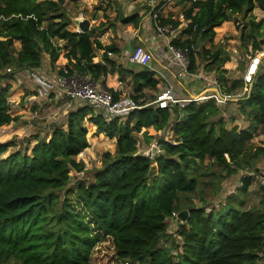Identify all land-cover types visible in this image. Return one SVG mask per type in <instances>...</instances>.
Here are the masks:
<instances>
[{
	"label": "trees",
	"instance_id": "1",
	"mask_svg": "<svg viewBox=\"0 0 264 264\" xmlns=\"http://www.w3.org/2000/svg\"><path fill=\"white\" fill-rule=\"evenodd\" d=\"M62 5L63 1L52 0H0V82L42 68L45 54L52 66L63 67L60 74L66 70L70 75L88 74L98 80L111 73L93 59L96 49L104 51L107 58L114 48L105 49L91 31L69 30ZM256 8L264 12V0H194L187 18L188 38L172 43L187 49L196 46L197 39L213 42L216 29L221 31L235 15L250 17ZM166 19L157 15L155 22L167 26L170 22ZM121 20L138 27L143 17L122 14ZM263 35L264 20L249 21L241 33L254 52L264 48ZM57 40L66 45H56ZM15 41L20 42V51ZM200 52L206 61L205 72L215 70L223 95L231 97L246 87L241 78L227 84L230 57L221 49L202 46L198 52L191 51V73L198 70ZM134 80V100L146 97L144 90L157 89L159 84L147 69ZM8 92L9 87L0 92V128L20 121L11 114ZM114 96L118 100L121 95ZM238 101L243 104L242 115L255 114L253 125L243 130L226 127L223 110L214 99L182 109L144 108L112 120L103 111L77 106L68 117L67 130L55 128L50 138L38 140L31 156L16 152L0 160V264H93L96 239L89 225L70 209L58 211L56 196L70 184L71 170L84 171L85 165L77 157L89 148L92 127L117 140L116 155L107 153L94 182L78 183L76 190L98 231L111 240L119 260L140 264H264V197L258 209H245L243 202H234L235 198L210 211L192 202L181 204L183 195L200 188V169L206 161L208 170L215 168L232 176L253 172L258 160L264 158V146L251 144L259 132L264 133V73L256 77L250 94ZM172 118L176 122L171 127ZM149 129H171L162 153L153 158L139 153L140 135L148 147L155 139ZM9 147L11 144H0V155ZM155 172L157 177L149 182ZM252 182V177L244 178L243 193ZM182 211L189 212L187 221H179L176 231L170 232L168 220ZM174 235L181 239V245ZM163 240L171 245L160 246ZM174 252L178 253L176 258Z\"/></svg>",
	"mask_w": 264,
	"mask_h": 264
},
{
	"label": "rangeland",
	"instance_id": "2",
	"mask_svg": "<svg viewBox=\"0 0 264 264\" xmlns=\"http://www.w3.org/2000/svg\"><path fill=\"white\" fill-rule=\"evenodd\" d=\"M52 1H63L62 12L67 15L66 18L70 23L69 30L82 33L80 24L81 22L88 21L89 29L87 32L91 31L93 38L97 39L106 49L115 46L113 44L119 39L118 32L120 29H133L134 33L137 34V29L141 27L144 20L143 18L140 26L138 27H135L134 25H125L121 20L122 14L127 16H144L145 21L146 19L148 20L147 24L152 27L151 29L154 30L153 33H155L157 37L158 30L156 24H160L158 21H155L157 19V15L164 16L165 18L169 19L168 21L170 22V24L166 26L167 29L164 31V35H169L171 38H173L172 40H181L177 38L179 33L185 34L186 30L188 29L190 24V20L187 19L189 15L188 13L194 0ZM143 9L146 10V15H144L145 13L140 14L144 12ZM166 10L167 13L164 12ZM251 20H256V22L264 20V12L259 8H256L248 18H246L244 14L235 15L232 18V21L229 22V28L222 33H220L221 31L217 32L213 42H211V40L200 42L198 39L196 41L197 44H200L199 47L196 44L199 49L202 48V46L208 50L213 49V51H218L221 49L225 56L230 57V63L228 66L226 65L228 72L225 74L227 78V84L229 86H231L235 80L243 78L248 64L254 57L262 59L263 64L261 66L260 74L264 73V48L262 51L254 52L251 48V43L245 44L241 37L243 27ZM171 30H174V33H171ZM55 43L60 47L65 46V43L59 40H57ZM14 46L17 51L21 50L20 42L15 41ZM130 47L131 50L129 51L131 53L135 51L136 48L140 47V45L133 39ZM95 51L97 54H100V49H96ZM109 56H112L110 52ZM198 56L197 72L199 70L205 71L204 68L206 61L203 60L201 52L198 54ZM44 57L47 58L49 56L45 54ZM129 63L133 64L130 61ZM136 66L138 65H135L134 67ZM30 70L23 74L22 77H24V80L21 85L23 87L26 86V81L28 85L32 86L33 88L32 92L27 91V93L34 95V85L28 77V72ZM206 73L208 74L207 77L213 81L212 85L220 90V86L216 80L215 70H213V72L206 71ZM6 84V80L0 82V92L6 88ZM247 94H249V91L245 90V88L234 92L230 97V99H232L231 101L234 103H225L220 105L223 110L221 115L223 116L226 122V127L229 130L233 129L234 127H238L239 129L243 130L253 125V117L255 114H252L249 117L247 115H242L240 111V106L243 105L241 103L242 101L234 100L243 99L247 96ZM146 96L149 100L151 97H155V93H147ZM8 99L12 116H20L22 119L20 118V121L17 123L0 128V144H11V147H9L4 154L0 155V160L6 159L11 154L16 152H20L21 154L27 153L29 156H31V151L38 140L50 138L55 128H66L65 130H67L69 108H65V111L64 109L59 110L62 105L67 103L66 101L56 102V100L51 99L45 101V103H42L32 99V102L29 101L31 103L30 105H25V97L22 96V94H12L11 91L8 92ZM237 102H240L241 104H236ZM247 111L250 112L249 109H247ZM164 131L160 133L154 131L153 129L149 130L150 135L155 136V139L149 147L145 144L143 137L140 135L139 153L148 156L149 153L153 152V149H155L156 152L153 153L151 156L152 158L162 153L159 139H165L166 142H168L171 136L166 135ZM88 142L89 148H87L80 156L77 157L78 162L84 163L85 169L81 173L71 170L70 184L65 190L56 193V196L58 197L57 210L62 211V207L65 209H70L75 214L81 215L84 221L87 222L92 236H94L96 239V243L91 252V260L93 264H140L137 262H128L118 259L111 240L106 239L102 232L98 231L97 227L92 222V218L86 212L78 197L76 190L77 184H92L94 182L95 172L103 167L105 155L107 153H110L112 156L116 155L117 140L110 139L105 134L96 132L94 127H92V130L88 135ZM251 144L255 148L264 146V133L259 132ZM207 162L208 161H206L205 165L202 166L203 169H200V188L192 194L183 195L181 198L182 205H187L192 202L198 208L204 207L208 209L209 207V210L207 211H210V209H217L221 204L226 203L228 200L232 201L235 198L236 201L234 202H243V207L245 209H258L262 207L261 200L264 197V158H260L258 160L256 169H253V172H237L232 174V176H228L226 172L215 168H213L214 170H208ZM153 165L157 166V163L154 162ZM246 176L252 177L253 182L248 192L243 193L242 184ZM155 177H157L156 172L150 176L149 182ZM214 193L219 194L214 196ZM178 222L179 221L175 219L168 220L170 232L173 233L176 231V224ZM173 239L177 240L180 245L182 244L181 239L178 236L174 235ZM159 245H165L168 247L171 245V241L166 242L163 240L159 243ZM180 252L182 251L180 250ZM177 254V252L173 253L175 258Z\"/></svg>",
	"mask_w": 264,
	"mask_h": 264
},
{
	"label": "built area",
	"instance_id": "3",
	"mask_svg": "<svg viewBox=\"0 0 264 264\" xmlns=\"http://www.w3.org/2000/svg\"><path fill=\"white\" fill-rule=\"evenodd\" d=\"M156 26L158 36L163 37L166 42V50L170 55L171 62L175 66V69L177 68L179 70L177 71V76L179 78L193 76V73L190 71V53L191 51L198 52L199 48L195 45L187 49L176 48L172 43L173 38L169 35H164L167 27L158 24ZM194 28L196 29V26ZM171 33H174V30H171ZM153 59V53L142 46L136 48L129 57L131 63L143 67H150ZM262 64V59L255 57L248 64L242 79L246 86L245 90H248L249 94L253 82L261 72ZM10 71L8 69V72ZM28 77L33 82L36 99L47 101L53 98L60 102L66 101L67 103L64 106L69 109L74 104L76 106L75 109L77 106L91 107L95 110L105 112L109 120L127 117L130 113L144 108L175 109L178 107L182 109L190 103H203L212 99L216 100L219 105L226 103L216 92L213 95L181 98L173 92L172 88L166 89L153 100H148L147 97H140L138 100H134L133 98H120L116 100L112 91L104 88L88 74L74 73L70 75L67 71H64L63 74H48L41 71V69H32L29 71ZM197 77L198 79L201 78L200 76ZM202 79L204 78L202 77ZM221 95L224 98H230V96L223 95L222 93ZM171 219L178 220V214L174 213Z\"/></svg>",
	"mask_w": 264,
	"mask_h": 264
},
{
	"label": "crops",
	"instance_id": "4",
	"mask_svg": "<svg viewBox=\"0 0 264 264\" xmlns=\"http://www.w3.org/2000/svg\"><path fill=\"white\" fill-rule=\"evenodd\" d=\"M171 7V6H170ZM163 9V8H162ZM168 9V8H167ZM144 12L140 14L146 15V10L143 9ZM167 13V10L164 11ZM168 17V15H167ZM144 20L142 22L141 27L137 29V34L134 33L133 29H120L118 32V40L113 44L114 52H111L112 56L110 57L109 54L107 58H104V51L100 50V54H97L95 51V58L93 59L94 64H104L107 66L108 70L111 71L107 76L98 79L97 81L106 89L114 92L119 93L121 96L120 98H132L135 95L136 83H135V75H139L146 69L151 71L154 74V78L159 81L157 89H150L146 88L144 90V95L146 96L147 93H155V97L161 94L166 89L172 88L173 92L181 98H188V97H197L201 95H210L214 93V89H217L212 85L213 81L207 77L208 74L204 70H199L196 73H193V76H185L179 78L177 76V68L170 60V55L166 50V42L163 37H157L155 35L154 30H152L151 26L147 24L148 20L143 16ZM229 22L225 23V25L220 28L222 29L221 32L219 29H216L217 32L222 33L226 31L229 27ZM131 28V27H130ZM123 30V32H122ZM78 33V32H77ZM182 33V32H181ZM188 35L180 34L177 39H181L182 41L186 40ZM136 41L140 46L145 47L148 51L152 52L154 55L153 62L150 67H140L133 64H130L128 59L132 52L131 44ZM127 41V42H126ZM63 42V41H62ZM65 43V42H63ZM66 45V43H65ZM104 47V46H103ZM235 55V54H234ZM61 68L59 66H52L50 62V58H45L44 65L42 66L41 71L45 73H54L57 74L60 72ZM24 73L15 74L12 79H7L6 87H9V91L12 94H17L25 97V105H30L32 99L38 102L45 103V101L38 100L34 95H30L27 91H33L32 86L28 85L25 81L26 86H22L21 83L24 80L23 76ZM197 76L201 78L198 79ZM202 77L204 79H202ZM242 79V78H241ZM27 89V90H26ZM147 97V96H146ZM155 97H151L149 100H153ZM148 98V97H147ZM53 99V98H52ZM55 100V99H54ZM56 102H60L56 100ZM75 105V104H74ZM72 105V108L68 111V116L74 112L76 106ZM67 108L66 106L62 105L59 110ZM20 117V116H19ZM21 118V117H20ZM179 117H177L178 119ZM22 119V118H21ZM176 122V118H172L171 127ZM5 127V126H4ZM66 128H64L65 130ZM150 130V129H149ZM154 130V129H153ZM155 131V130H154ZM162 131H160L161 133ZM166 135H171V129H167L164 131ZM171 137V136H170Z\"/></svg>",
	"mask_w": 264,
	"mask_h": 264
},
{
	"label": "water",
	"instance_id": "5",
	"mask_svg": "<svg viewBox=\"0 0 264 264\" xmlns=\"http://www.w3.org/2000/svg\"><path fill=\"white\" fill-rule=\"evenodd\" d=\"M80 29H81V32H82V33H86V32L88 31V29H89V22H88V21L81 22V24H80ZM214 92H216L217 94H219V96H220V97L224 100V102H226V103L232 100V99H230V98H224V97L221 95V93H220V91H219L218 89H214ZM234 100H235V101H238V99H234ZM165 142H166L165 139H159V143L161 144V149L164 148V143H165ZM154 152H156L155 149H153V152L149 153L148 157H151V156L153 155ZM188 217H189V212H188V211H182V212H180L179 215H178V219H179L180 223H182V224L185 223V222L187 221Z\"/></svg>",
	"mask_w": 264,
	"mask_h": 264
},
{
	"label": "clouds",
	"instance_id": "6",
	"mask_svg": "<svg viewBox=\"0 0 264 264\" xmlns=\"http://www.w3.org/2000/svg\"><path fill=\"white\" fill-rule=\"evenodd\" d=\"M177 221H179V219Z\"/></svg>",
	"mask_w": 264,
	"mask_h": 264
}]
</instances>
